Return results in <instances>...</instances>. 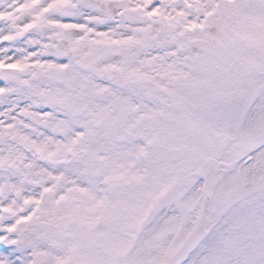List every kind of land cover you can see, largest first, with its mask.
I'll return each instance as SVG.
<instances>
[{
    "label": "snow or ice",
    "instance_id": "6c2138e0",
    "mask_svg": "<svg viewBox=\"0 0 264 264\" xmlns=\"http://www.w3.org/2000/svg\"><path fill=\"white\" fill-rule=\"evenodd\" d=\"M0 264H264V0H0Z\"/></svg>",
    "mask_w": 264,
    "mask_h": 264
}]
</instances>
